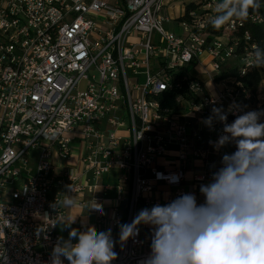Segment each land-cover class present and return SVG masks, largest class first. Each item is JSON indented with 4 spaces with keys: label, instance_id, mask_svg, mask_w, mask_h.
Instances as JSON below:
<instances>
[{
    "label": "built area",
    "instance_id": "built-area-1",
    "mask_svg": "<svg viewBox=\"0 0 264 264\" xmlns=\"http://www.w3.org/2000/svg\"><path fill=\"white\" fill-rule=\"evenodd\" d=\"M177 1L0 0V199L8 196V201L0 200V264H50L60 238L53 223L58 214H66L53 205L69 186L73 195L83 190L75 168L54 175L52 156L68 159L75 138L83 147V174L97 180L117 168L119 201L130 183L126 212L121 216L114 209V227L130 223L156 202L148 195L151 181L173 189L168 202L184 193L204 202L200 185L210 181L221 157L213 167L201 129L215 141L222 125L215 123L210 130L202 120L213 107L227 110L234 102L245 111L264 109V97L251 95L234 79L212 80L234 55L238 40L231 35L243 21L232 20L208 41L217 0H198L187 20L175 21L185 14V4ZM260 21L254 13L252 22ZM169 23L180 31L168 28ZM130 37L140 41L128 42ZM248 39L245 33L246 43ZM253 48L244 47L245 70ZM203 55L209 57L206 64ZM193 62V71L203 65L215 90L191 82V98L177 97L178 103L186 101V108L163 114L157 96L171 88L172 71ZM83 81L86 86L80 88ZM234 119L229 113L228 121ZM171 144L177 146L176 162L160 169L156 161ZM196 160L202 162L200 169L186 183L187 165ZM55 185L63 191L50 196ZM95 187L89 185L87 191L93 194ZM142 229L140 225L139 234L123 246L118 238L112 264H140L150 254L152 228L148 225L144 236Z\"/></svg>",
    "mask_w": 264,
    "mask_h": 264
},
{
    "label": "clouds",
    "instance_id": "clouds-1",
    "mask_svg": "<svg viewBox=\"0 0 264 264\" xmlns=\"http://www.w3.org/2000/svg\"><path fill=\"white\" fill-rule=\"evenodd\" d=\"M260 5L261 0H217L209 22L219 30L234 19L247 20L250 9ZM247 59L250 67L264 69V46H254ZM229 113L235 117L231 122ZM202 123L210 130L220 123L217 140L209 143L217 151L234 145L235 151L224 153L210 181L200 185L203 203L184 193L143 208L130 223L119 225L121 246L139 234L140 225L151 226V251L140 264H264V109L245 111L234 102L227 110L213 107ZM77 206L70 186L53 205ZM83 207L104 214L95 199ZM76 217L65 222L56 216L53 226L63 223L70 231L67 239L58 238L50 264H112L118 253L111 229L72 228Z\"/></svg>",
    "mask_w": 264,
    "mask_h": 264
},
{
    "label": "crops",
    "instance_id": "crops-1",
    "mask_svg": "<svg viewBox=\"0 0 264 264\" xmlns=\"http://www.w3.org/2000/svg\"><path fill=\"white\" fill-rule=\"evenodd\" d=\"M152 36L155 38V40L157 39L156 35H152ZM202 62L204 63L203 59ZM192 74L198 77L201 80V82H203L210 91L215 90L214 82L211 80L209 74L204 72L202 65L199 66L197 65V67L195 68ZM179 103H183L181 105V108L179 107ZM179 103H178L177 111H182L183 107L186 106V101H181ZM201 130H202L201 134L203 136L202 143L204 146L208 147L209 150L212 152L209 159L211 162H213V167L216 165L215 161H217L219 157H222L224 153H231L235 151L234 145H227L224 148L217 151L213 147V145L209 143L211 138L208 135V133L203 129ZM176 149L177 146L175 144H171L168 147L166 154L157 159L156 164L160 169H164V168L169 169L176 162V158H177ZM82 154H83L82 143L79 138H75L71 142V155L68 159L62 160L58 158L55 153H53L52 156L55 176L59 177L62 171L68 167L75 168V170L79 171L80 173L78 178V184L82 187L83 190L80 191L79 193L74 194L78 202V206L71 209L64 208L66 211L64 220L65 222H67L70 220L71 217L77 216L75 223H73L71 227L81 230H84V228L88 225L95 226L98 231H106L108 229H111L112 237L114 241L117 243L120 229L113 226L112 218L114 216L115 213L114 209L116 207H118L121 216L125 214L128 204L130 183H126L124 185V189H125V192L123 194L124 200L122 201L117 200L118 193L116 186L120 181L121 172L117 168L113 167L109 169L107 173L102 174L97 180H95L91 177L90 173L86 172V174H83L82 165L80 163V158ZM201 163L202 162L200 160H196L193 161L191 164L187 165L186 175L190 174L192 176V173L194 171L200 169ZM147 177L150 178L151 176L148 174ZM151 182L153 184V190L148 195L151 198L155 199L156 202L154 204L149 205L147 208H151L155 204H161V205L167 204L169 197L172 195L173 189L162 182H154V181ZM189 182L190 180H187L186 183ZM89 185H96L93 194L87 191V186ZM62 191L63 189L61 187L55 185L53 186L49 194L50 196H54ZM93 199H95L98 203H100L103 206V210H104L103 215H101L97 211H87V209L83 207V205L88 204ZM81 201L84 202L83 205L80 204ZM143 206H144L143 200L139 199L138 207L141 208ZM141 226L143 227L142 235L144 236L147 234L146 227H148V225H141ZM56 230L60 234V237H63L64 239L68 238L70 228L66 227L65 224L57 223Z\"/></svg>",
    "mask_w": 264,
    "mask_h": 264
},
{
    "label": "trees",
    "instance_id": "trees-1",
    "mask_svg": "<svg viewBox=\"0 0 264 264\" xmlns=\"http://www.w3.org/2000/svg\"><path fill=\"white\" fill-rule=\"evenodd\" d=\"M198 1H193L185 5V14L182 17L176 18L175 21L187 20L188 12L197 7ZM254 13H258L261 17L260 22H252L250 18ZM245 33L249 39L246 43L244 40ZM222 34V28L217 30L211 24L207 27V40L211 41L214 37ZM238 40V46L234 51L232 57H238L240 64L230 66L225 70H220L219 73L212 75V80L218 82L220 80L234 79L240 82L245 91L255 96L260 87L262 80H264V69L258 68H244V73H241L243 63H241V56L243 54L244 47L246 45H261L264 46V0H261V5L256 10L250 9V14L247 20H243L241 26H239L231 35ZM230 59V58H229ZM228 59V60H229ZM227 60V61H228ZM192 65L188 67H179L177 70L172 71L170 74L171 88L161 92L157 99L160 103V110L163 114L168 115L178 110L177 97L182 96L184 100L191 98V91L188 89V85L191 82H197L202 87L201 80L192 74ZM179 84L178 86H176ZM183 107V109H185Z\"/></svg>",
    "mask_w": 264,
    "mask_h": 264
},
{
    "label": "rangeland",
    "instance_id": "rangeland-1",
    "mask_svg": "<svg viewBox=\"0 0 264 264\" xmlns=\"http://www.w3.org/2000/svg\"><path fill=\"white\" fill-rule=\"evenodd\" d=\"M193 1H198V0H179L177 1L178 4L180 3H184L185 5L190 3V2H193ZM174 11V10H173ZM168 28L178 32L180 31L179 30V27L176 23H169L167 24ZM152 39H155L153 36H152ZM128 42H133V43H137L140 41V38L139 37H130L127 39ZM204 61V63H208L209 62V57L206 56V55H203V57H201V61ZM237 64H240V60L238 57H231L227 62H225L222 67H221V70H225L226 68L230 67V66H233V65H237ZM203 66V65H202ZM192 73H193V70H192ZM130 76V74H129ZM140 78V83H143L144 81V75H139L138 76ZM86 86V82H81L80 83V88H84ZM260 90L257 91V94L261 95L262 97H264V84H260ZM183 103H179V107L181 108V105ZM225 150V149H224ZM223 151V150H222ZM226 151V150H225ZM35 160H36V152H32L30 154V167L33 168L35 166ZM192 177L190 174L186 175L185 179L186 180H190ZM2 201H8V196L3 194L2 195V198L0 199Z\"/></svg>",
    "mask_w": 264,
    "mask_h": 264
},
{
    "label": "bare ground",
    "instance_id": "bare-ground-1",
    "mask_svg": "<svg viewBox=\"0 0 264 264\" xmlns=\"http://www.w3.org/2000/svg\"><path fill=\"white\" fill-rule=\"evenodd\" d=\"M250 18L253 20V15H252V16H250ZM244 68H245V63H243V66H242V70H241V72H243V71H244Z\"/></svg>",
    "mask_w": 264,
    "mask_h": 264
}]
</instances>
